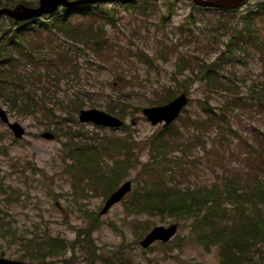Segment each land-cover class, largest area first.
Listing matches in <instances>:
<instances>
[{
  "label": "rangeland",
  "instance_id": "374dc122",
  "mask_svg": "<svg viewBox=\"0 0 264 264\" xmlns=\"http://www.w3.org/2000/svg\"><path fill=\"white\" fill-rule=\"evenodd\" d=\"M250 1L257 3L259 8V3L264 0ZM139 3L134 4V8L104 4L108 16L112 15L115 20L113 25L107 19L90 16L72 18L80 23L102 24L111 45L100 51L90 42L84 48L71 46L66 52L68 62L64 65L61 53L69 43L65 38L37 24L35 31H24L26 43L36 48L37 53H34L36 57L15 60L20 72L37 66L43 70L44 61L39 62L37 57L45 55L61 65L63 73L43 79L48 89L47 101L59 110L44 111V103L38 96L30 102L32 110L8 111L11 120L25 127V135L18 140L0 122V187L5 190L0 191V254L19 258L23 251H28L30 243L36 248L42 245L47 251L43 260L21 257L31 264H81L92 233L96 264L110 221H115L123 208L122 201L118 202L108 214L98 217L100 224L93 228L95 215L103 203L108 172L117 157H125L117 151L123 144L133 154L137 143L156 128L146 123L137 109L153 100L157 83L142 79L147 74L156 75L153 68L147 67L148 57L160 45L166 32L173 40L185 34L182 42L188 51L187 57L190 61L202 59V64L185 63L189 66L188 71L196 73V81L167 84L166 92L170 94L186 89L189 103L173 122L171 130L164 134L163 141L153 143L156 163L150 161L151 154L143 157H148L142 173L144 178L134 189L145 185L148 179L152 193L168 189L215 192L217 198L206 202L230 213L222 216L225 219L222 224L229 226H233L228 221L230 217L239 214L240 207L247 208L239 202L240 191L236 185L243 184L251 170L264 176V16L250 22L241 19L240 22L239 13L200 12L194 16L196 21L181 33L177 26L161 27V17H165L162 15L165 8L168 9V2L162 0L145 12L137 11ZM176 19L179 21V17ZM8 24L13 26L7 19H0V50L10 32L3 30ZM191 27L194 34L188 35ZM172 61H178L176 54L171 60L158 61L163 81L158 83L159 90L160 85L169 80ZM180 72L187 71L182 68ZM18 84L22 86L19 80ZM16 88L13 82L0 80V91L15 92ZM58 99L66 107L70 104L77 107L75 102L84 103L83 108L106 110L113 104L116 108L122 107L120 110H123L127 125L115 130L80 123L78 111L73 113V108L66 111ZM0 103L5 109L9 108L8 104ZM40 103L43 104L41 108ZM58 117L61 119L59 126L56 124ZM45 130L53 131L56 136L42 138L41 133ZM81 143L82 151L98 153L95 157L99 165L88 166L90 160L84 165L70 154L80 148ZM90 144L96 146L90 147ZM248 150L252 155H248ZM254 152H258V156H253ZM149 164H154L151 173H147ZM82 165L84 170L100 169L101 174L93 177L78 175L83 171ZM239 170L241 174H238ZM89 181L90 189L84 191L80 184L88 188ZM132 196L131 193L128 198ZM260 200L263 205H255L264 207L261 193ZM195 201L191 204L193 207L206 203ZM138 219L136 225L128 224V219L122 221V235L114 231L109 237L112 253L108 259L111 262L121 258L129 264H223L228 251L234 249L223 235L216 244L205 245L191 235L190 222L178 217L153 216L140 211ZM171 223L179 227L172 240L146 250L139 247L138 239L147 227ZM25 228L27 230L23 232ZM78 228L83 229L80 234H77ZM19 235L27 239L24 240L26 245L20 243ZM38 236H44L43 240L50 243L55 239L53 236L62 237V250L51 252L49 242L37 244ZM257 257L253 256L248 262Z\"/></svg>",
  "mask_w": 264,
  "mask_h": 264
},
{
  "label": "trees",
  "instance_id": "16d2710c",
  "mask_svg": "<svg viewBox=\"0 0 264 264\" xmlns=\"http://www.w3.org/2000/svg\"><path fill=\"white\" fill-rule=\"evenodd\" d=\"M1 3H2V0H0V5H1ZM73 9L77 10L78 12H86V10L89 9V7L86 6V5H81V7L80 6L73 7ZM69 11H70L69 9H64V12H62L59 15H56L54 20L46 21V27L47 26L54 27L55 25H57L56 27H58L59 24L62 23V22L64 24H66V26H68L67 19L69 17V13H68ZM57 16H59V17H57ZM22 27H23V25H21L17 29L19 30ZM81 28L82 27H80L78 29V27H77V30H75V31L68 28L71 37L72 38H77L79 40V42L82 41V42L86 43L88 40H95L101 34L99 31L91 32L90 30H80ZM14 48L22 56L27 54L26 50H24L22 48V45L20 44V42L14 41ZM9 57L11 58L10 55H9ZM13 58H16V56L14 55ZM46 61H50V60L46 59ZM6 63H8V58H7V55H4L0 59V74L6 76L8 78H11L12 80H15V79H18L20 81H24L25 80L24 77L20 74V72L14 70V73H11V70L8 68L9 65H7ZM47 74H49V72H47ZM48 78H50V77H48ZM2 92L3 91H0V93H2ZM27 95H28L27 91H25L24 88H23V93H22L21 97H23V96L28 97ZM6 96L7 97H6L5 100H8L7 98L11 97L9 94L6 95ZM10 100H13L15 103H17L18 100H20L22 102V104L20 103V106H18V108H17V110L19 112H22L23 110H26L24 108V106L26 105V102H27V101H24L25 99H23V98L18 99L17 96H14ZM77 104H79V106L82 105L81 103H77ZM76 108L77 107H75V110H76ZM238 174H241V171H238ZM0 191L5 192V190L2 189L1 187H0ZM184 204H185V199H184V201H182V206L178 207L176 209L175 213H170V214L183 215L185 213V207H184L185 205ZM160 207L161 206L159 204L158 205L157 204L152 205V208H158L159 209ZM186 214L190 215V216H193L194 218H201V216H202V215H200V209H194L193 207L189 208L186 211ZM248 232H251V233L252 232H256L258 234L262 233L263 234L262 240H264V217H261V212L260 211H258V217L257 218H255L254 215H252V216L248 217V220L241 225V227L239 229L240 236L243 233H248ZM256 233H254L253 236L256 237V239H258L259 237H258V235Z\"/></svg>",
  "mask_w": 264,
  "mask_h": 264
},
{
  "label": "water",
  "instance_id": "95a60500",
  "mask_svg": "<svg viewBox=\"0 0 264 264\" xmlns=\"http://www.w3.org/2000/svg\"><path fill=\"white\" fill-rule=\"evenodd\" d=\"M87 1H95V0H76L71 2L79 3V2H87ZM71 2H69L68 0H40V5L37 8H30L25 5L19 4L12 9L2 8L0 9V12H6L11 16L15 17L16 19H24L27 17H31L33 15H38L43 11H52L60 3L67 5L70 4ZM185 101H186L185 96L181 95L180 97L170 102L166 106L161 108H154L151 110L148 109L146 113L147 115L148 114L150 115L153 121L163 119L167 116V114L169 113V111H171V109L183 105ZM0 117L3 121L5 122L8 121L7 115L1 107H0ZM79 119L82 121L91 120L95 122L108 123V121H110V116L102 113L101 111H98L97 109H87V110L81 109L79 112ZM9 126L11 129H13L17 137H20L22 135L24 130L19 123L17 122L9 123ZM42 135L47 138H51L53 136L50 132H45ZM0 264H25V263L22 261L0 258Z\"/></svg>",
  "mask_w": 264,
  "mask_h": 264
}]
</instances>
